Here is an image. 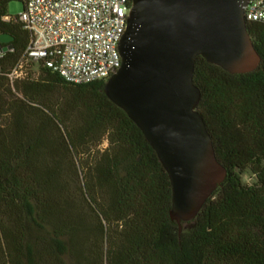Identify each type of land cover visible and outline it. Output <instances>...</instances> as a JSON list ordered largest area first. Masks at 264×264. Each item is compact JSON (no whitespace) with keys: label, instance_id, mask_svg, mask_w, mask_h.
<instances>
[{"label":"trees","instance_id":"16d2710c","mask_svg":"<svg viewBox=\"0 0 264 264\" xmlns=\"http://www.w3.org/2000/svg\"><path fill=\"white\" fill-rule=\"evenodd\" d=\"M0 0V264H264V22L247 24L260 67L233 75L198 57L197 107L227 170L197 217L171 220L169 176L104 93L40 65L10 83L30 35ZM109 131L83 163L76 136ZM254 181L246 184L243 175Z\"/></svg>","mask_w":264,"mask_h":264},{"label":"water","instance_id":"95a60500","mask_svg":"<svg viewBox=\"0 0 264 264\" xmlns=\"http://www.w3.org/2000/svg\"><path fill=\"white\" fill-rule=\"evenodd\" d=\"M131 1L119 43L122 65L104 93L156 152L171 183L170 217L181 233L227 177L197 110L195 62L201 57L233 75L260 67L245 19L251 0ZM9 41L0 36V43Z\"/></svg>","mask_w":264,"mask_h":264},{"label":"built area","instance_id":"2783aa9c","mask_svg":"<svg viewBox=\"0 0 264 264\" xmlns=\"http://www.w3.org/2000/svg\"><path fill=\"white\" fill-rule=\"evenodd\" d=\"M17 1L24 4V11L3 20L19 23L30 41L18 67L8 76L11 84L31 77L34 65L40 64L74 85L106 82L121 67L119 43L131 0ZM245 19L247 24L264 22V0H251Z\"/></svg>","mask_w":264,"mask_h":264},{"label":"rangeland","instance_id":"374dc122","mask_svg":"<svg viewBox=\"0 0 264 264\" xmlns=\"http://www.w3.org/2000/svg\"><path fill=\"white\" fill-rule=\"evenodd\" d=\"M24 11V4L17 0L10 1L7 8V15L16 18ZM33 70L38 71L35 66ZM110 133L106 131L100 134L89 135L85 132H80L76 136L77 148L80 154V160L83 163L91 160L93 157L104 151L109 142ZM243 181L246 184H251L254 179L250 174L243 175Z\"/></svg>","mask_w":264,"mask_h":264}]
</instances>
